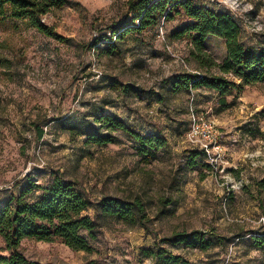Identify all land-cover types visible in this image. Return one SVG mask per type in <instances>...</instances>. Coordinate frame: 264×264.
<instances>
[{
  "label": "rangeland",
  "instance_id": "obj_1",
  "mask_svg": "<svg viewBox=\"0 0 264 264\" xmlns=\"http://www.w3.org/2000/svg\"><path fill=\"white\" fill-rule=\"evenodd\" d=\"M129 1L68 0L44 17L66 42L23 22L0 23V206L30 180L48 186L60 177L93 202L139 198L146 207L147 227L112 222L91 242L92 253L36 241H24L23 252L44 264H264L252 241L264 232V84L231 87L225 96L208 88L173 93L170 77L207 72L188 38H171L189 22L182 16L105 53L106 42H97L127 17ZM241 1L253 9L242 40L264 49V0ZM206 50L217 62L227 57L221 39L210 37ZM192 108L215 124L212 158L191 159L198 149L187 136ZM102 113L161 136L165 148L148 160L123 132L112 144H87L85 132ZM194 231L221 241L208 251L176 242V232Z\"/></svg>",
  "mask_w": 264,
  "mask_h": 264
},
{
  "label": "trees",
  "instance_id": "obj_2",
  "mask_svg": "<svg viewBox=\"0 0 264 264\" xmlns=\"http://www.w3.org/2000/svg\"><path fill=\"white\" fill-rule=\"evenodd\" d=\"M67 5L68 0H0V23L23 22L44 36L66 42L62 28L48 25L44 17ZM127 5V17L113 34H103L97 42H106L107 54L120 53L121 43L128 36L142 34L161 21H172L177 16L189 20L171 38H188L192 44L191 57L198 68H205L207 72L185 71L170 77L167 83L173 93L208 88L225 96L231 87L241 89L244 85L264 84V49L243 42V24L229 10L215 3L192 0H130ZM210 37L224 41L227 57L221 63L206 50ZM213 68L220 73H210ZM96 120L99 126L85 132L87 144L106 146L116 141L115 132H123L135 143L138 154L148 160L154 159L167 144L161 136L144 135L113 115L102 113ZM200 155L206 157L202 150L191 151V159ZM145 211V204L139 198L102 196L93 202L74 181L56 177L50 185L41 186L30 180L18 196L0 206V264H44L25 255L24 241L59 242L75 252L92 253L91 242L112 222L147 227ZM174 237L179 244L203 251L221 241L216 234L209 237L200 231L176 232ZM252 241L264 253V232H254Z\"/></svg>",
  "mask_w": 264,
  "mask_h": 264
},
{
  "label": "built area",
  "instance_id": "obj_3",
  "mask_svg": "<svg viewBox=\"0 0 264 264\" xmlns=\"http://www.w3.org/2000/svg\"><path fill=\"white\" fill-rule=\"evenodd\" d=\"M201 3H215L229 10L244 25V19L253 11L252 8L244 9L241 0H192ZM190 130L188 140L192 146L205 152L206 156L212 158L211 149L219 148L218 136L215 134L214 122L205 115H198L195 109L190 111Z\"/></svg>",
  "mask_w": 264,
  "mask_h": 264
}]
</instances>
